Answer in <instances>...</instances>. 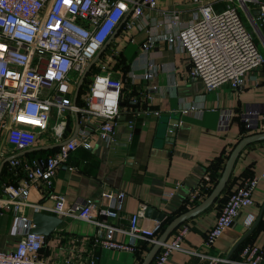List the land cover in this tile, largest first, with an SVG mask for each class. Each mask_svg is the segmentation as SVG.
I'll list each match as a JSON object with an SVG mask.
<instances>
[{"label": "crops", "instance_id": "obj_1", "mask_svg": "<svg viewBox=\"0 0 264 264\" xmlns=\"http://www.w3.org/2000/svg\"><path fill=\"white\" fill-rule=\"evenodd\" d=\"M206 1L210 0H201ZM201 2L158 0L157 8H146L143 17L131 18L130 14L126 20L129 23L122 21L103 45L91 70L93 74L97 63L106 62L112 73L123 81L116 141L108 146L99 135H94L91 149L79 147L72 153L70 161L74 168L57 172L52 190L64 194L69 202L87 197L98 203L102 202L101 194L105 190L125 191L124 209L113 221L122 229L114 233L117 240H129L124 230L129 227L131 214L141 207H145L141 224L151 227L156 221L146 215V209L151 207L166 213L165 227L172 219L201 203L218 182L236 144L243 137L256 133L247 129L243 113L250 107L264 104V64L246 74L247 86L244 89L222 83L209 90L201 80L190 76L189 59L169 41L178 32V27L170 21L171 17L176 15L179 20L187 21ZM215 6L221 10L224 5L219 3ZM149 40L153 46L146 49L144 44ZM150 70H154L152 79L147 78ZM150 86L156 87L151 97L146 92ZM84 97L83 94L78 99L81 106L84 105ZM134 98L138 99L137 103L130 102ZM186 109L188 112H184ZM147 110L151 114H146ZM154 111H159V114ZM227 111L233 115L224 130L220 128V121ZM61 120L67 122L61 139L53 136L52 130L40 132L34 147L47 148L18 157H46L56 152L60 146L52 145L67 140L76 129L75 113H67L63 117L55 115L52 126ZM97 122L98 118L87 121L80 116L77 136L91 123ZM7 132L4 129L0 133V164L5 158L24 151L8 142ZM8 162L1 174L0 193L3 184L11 180ZM263 171L264 140L250 143L243 149L226 188L215 202L183 222L188 224L189 232L182 248L174 251L166 264H210V258L216 255L225 258L230 255L229 261L223 264H239L236 261L245 245L264 247V178L254 190V204L242 209L235 223L223 232L213 247H207L204 242L230 191L243 178L260 175ZM196 191H201L203 199L193 205L190 197ZM169 192L174 195L165 199V193ZM28 203L21 210L25 216L32 218L36 205L43 207L39 211L54 214V202L43 183L31 188ZM249 214L256 217L250 227L245 224ZM95 234L93 223L66 217L46 240L42 254L55 261L140 264L152 247L148 241L140 239L136 254L111 251L93 243ZM173 236L174 233L168 240ZM20 239L21 235L14 232V211L2 209L0 249L12 251ZM237 243L239 245L235 248Z\"/></svg>", "mask_w": 264, "mask_h": 264}, {"label": "built area", "instance_id": "obj_2", "mask_svg": "<svg viewBox=\"0 0 264 264\" xmlns=\"http://www.w3.org/2000/svg\"><path fill=\"white\" fill-rule=\"evenodd\" d=\"M227 1L201 2L191 19L181 21L175 15L170 20L178 27V32L169 38L170 43L186 54L191 63L190 76L201 80L209 90L222 83L244 89L246 74L264 64V53L240 9L246 8L254 15L259 11L253 18L264 41V0H238L240 7L224 5L221 10L215 6ZM132 6L131 18H141L146 8H157L158 0H0V133L7 129L8 142L19 150H26L37 144L40 132L52 130L57 139L63 137L67 122L61 120L52 126L55 115L63 117L79 112L87 121L98 118L96 124L91 123L80 135L46 157L9 160L7 170L11 180L1 188L0 215L5 208L14 211V232L20 234L21 239L12 251L0 249V264H102L55 261L43 256L45 236L33 233L32 218L21 214L29 204L31 188L38 183H43L48 190L54 202V214L62 219L76 217L93 223L96 226L93 243L104 249L136 254L140 239L151 246L158 240L164 223L156 220L151 227L141 224L145 207L131 214L129 227L124 230L128 241L114 237L115 231L122 230L113 221L119 218L125 206L127 195L123 190L103 191L100 203L87 197L69 202L64 194L52 190L57 172L72 170V153L79 147L91 149L94 135H99L108 146L116 141L123 81L112 73L106 62L97 63V69L93 74L90 72L91 78L79 97L85 95L84 105L75 106L73 98L85 68L112 37ZM152 46L151 40L144 44L146 49ZM153 77L154 70H150L147 78ZM146 92L151 97L156 87L150 86ZM130 102L137 103L138 99ZM145 113L151 114V111ZM154 113L159 114V111ZM232 115L231 111L222 114L221 129H227ZM243 118L249 131H264V104L246 109ZM261 178H264V171L243 178L230 191L205 237L207 247L214 246L223 232L235 223L243 208L254 204L253 193ZM200 193H192L191 204L203 199ZM173 195V192L165 193L164 198ZM42 208L36 205L35 209ZM255 219V215L249 214L245 224L250 227ZM188 232V224H180L172 240L163 243L151 264H166L172 253L182 248ZM227 261L229 259L220 255L210 258V264ZM236 262L264 264V247L245 245Z\"/></svg>", "mask_w": 264, "mask_h": 264}, {"label": "water", "instance_id": "obj_3", "mask_svg": "<svg viewBox=\"0 0 264 264\" xmlns=\"http://www.w3.org/2000/svg\"><path fill=\"white\" fill-rule=\"evenodd\" d=\"M133 9H134V6L131 7L130 11L128 12L126 17L124 18L123 22H125L127 20V18L132 13ZM256 13L258 14L259 11H256ZM99 56H100V52L87 65V67L85 68L84 72L82 73V75L80 76V78L78 80V83H77V86H76V90H75V93H74V98H73V103H74L75 106H77V104H78V99L80 97V93H81V90H82V86H83L84 80L87 77L88 73L91 71L92 67L95 65V63H96L97 59L99 58ZM75 117H76L75 133L70 138H68L67 140H65L63 142H60V143H57V144L52 145V146H55V147L62 146V145L68 143L70 140H72L73 138L76 137V135H77V133L79 131V127H80V114H79V112H75ZM262 140H264V132H256V133H252L250 135H247V136L243 137L236 144V146L234 147V149L232 150V152L230 153V155L228 157V160L226 162V165L224 167V170H223L218 182L216 183V185L214 186V188L210 192V194L201 203H199L195 207L189 209L188 211H185L184 213H181L180 215H178L177 217L172 219L163 228L162 232L160 233V235L158 237V240L151 247V249L148 251V253L146 254V256L144 257V259L142 260V262L140 264H151V262L153 261V259L156 256V254L161 249L163 243H165L169 239L171 234L175 231V229L180 224H182L183 222L187 221L188 219L198 215L199 213L205 211L206 209H208L215 202V200L220 196V194L226 188V186H227V184H228V182L230 180V177L232 175V172H233L234 166L236 164V161H237L240 153L243 151V149L247 145H249L250 143H253V142H256V141H262ZM46 148L47 147H44V146H42V147H33V148H30V149H26V150H24L21 153H18L16 155H12V156H9V157L5 158L0 164V178H1V174L3 172L5 164L9 160H11L12 158L18 157L20 155H24V154H27V153H30L32 151L46 149ZM146 215L152 216L155 220H157L159 222H162V223H164L165 219H166V213L165 212H162V211H159V210H154L151 207H148L146 209ZM32 221H33V224H35V227L32 229V232L44 235L45 239L47 240L49 238V236L55 231V229H57L62 224L63 219L61 217L55 215V214L45 213L43 211H35L33 213V216H32ZM239 243H237L235 248L239 245ZM229 257H230V255L227 257V259H229Z\"/></svg>", "mask_w": 264, "mask_h": 264}, {"label": "rangeland", "instance_id": "obj_4", "mask_svg": "<svg viewBox=\"0 0 264 264\" xmlns=\"http://www.w3.org/2000/svg\"><path fill=\"white\" fill-rule=\"evenodd\" d=\"M222 4L223 5H230V6H239L238 0H228L227 2L222 3ZM249 6H251V8H253L254 4H250ZM240 9L242 11V15H243L247 25L249 26L251 31L255 33V37H256V40L258 42V45H259L261 51L264 53V41L261 38V32H260V29H259V27L257 25V21H255L254 18H253L257 13L254 12L255 13V15H254L253 13H249L248 9H246V8L242 9L240 7ZM90 72H92V71H90ZM90 72L88 73L87 77L84 80V83H83V86H82V90H81L82 92H83V90L86 89L87 82L89 81V78H91L92 74H90Z\"/></svg>", "mask_w": 264, "mask_h": 264}, {"label": "snow or ice", "instance_id": "obj_5", "mask_svg": "<svg viewBox=\"0 0 264 264\" xmlns=\"http://www.w3.org/2000/svg\"><path fill=\"white\" fill-rule=\"evenodd\" d=\"M66 2H67V0H66Z\"/></svg>", "mask_w": 264, "mask_h": 264}]
</instances>
